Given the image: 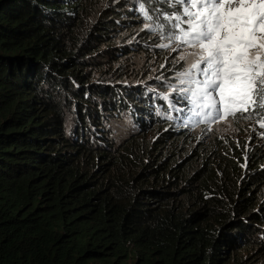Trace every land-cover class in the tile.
Segmentation results:
<instances>
[{
	"label": "trees",
	"instance_id": "trees-1",
	"mask_svg": "<svg viewBox=\"0 0 264 264\" xmlns=\"http://www.w3.org/2000/svg\"><path fill=\"white\" fill-rule=\"evenodd\" d=\"M155 2L140 4L163 27L142 31L137 3L117 19L98 0H0V264L264 262L258 149L246 174L238 145L181 156L144 140L158 123L170 140L213 122H189L171 82L134 80L183 8ZM119 115L139 137L116 140ZM230 118L264 133L260 115Z\"/></svg>",
	"mask_w": 264,
	"mask_h": 264
},
{
	"label": "snow or ice",
	"instance_id": "snow-or-ice-1",
	"mask_svg": "<svg viewBox=\"0 0 264 264\" xmlns=\"http://www.w3.org/2000/svg\"><path fill=\"white\" fill-rule=\"evenodd\" d=\"M173 3L183 8L180 14L166 17L170 23L175 21L171 23L172 34L166 38L178 41L171 51L187 45L196 51L181 54L179 59L187 62L188 56L197 57L182 74L179 85L173 87V92L190 105L187 120L199 117L200 122H225L229 117L252 119L260 115L259 127L264 129V0ZM145 16L152 19L147 12Z\"/></svg>",
	"mask_w": 264,
	"mask_h": 264
},
{
	"label": "rangeland",
	"instance_id": "rangeland-1",
	"mask_svg": "<svg viewBox=\"0 0 264 264\" xmlns=\"http://www.w3.org/2000/svg\"><path fill=\"white\" fill-rule=\"evenodd\" d=\"M143 0H130L129 2L125 3L126 0H98L99 9H108L109 17L118 16L122 17L123 14L119 13L112 14L113 11L122 9L123 5L129 3H137V12L138 14H143L142 17L139 18L138 28L142 31L149 30V29H158L161 28L158 25H152L145 16V12L148 11L145 6L140 4ZM153 1V0H150ZM159 2H165V0H156L155 5H158ZM127 5V6H128ZM149 16V15H148ZM121 19V18H117ZM165 20V19H164ZM146 25H151L150 28H146ZM154 36H156V40L162 38L161 42L157 45L169 44V48H163L162 51H159V54L162 57H151L149 56H142L139 57L140 63H143L147 70H150L148 74L141 79H134V80H142L148 81L150 83H154L155 79H163L164 81L171 82L173 87L179 85V79L182 78V74L187 71L189 65L197 59L196 56H188L187 62L180 60L179 56L181 54L187 55L188 53L196 51V49L190 48L187 45H182L181 49L178 51H171V48H175L178 41H169L166 37L171 35L169 32H165L163 35H160V32H153ZM137 39V36L134 37ZM131 40V39H130ZM164 69V71L160 69ZM123 80V79H122ZM124 81V80H123ZM109 125L111 127V132L116 140H123L127 137L131 132L135 130V127L132 124V121L126 116H116L112 117L109 121ZM248 125V126H247ZM251 124H241L240 126H235L229 117L225 122H212L207 128L203 129L201 127H197L194 130V133L188 137L192 138L191 144L189 142H177L175 144L177 147L178 153L183 156L187 151L191 150L192 148H205V151L212 149H230L232 145H238L240 149L244 152V159L239 165V171L241 173H246L252 169V161L249 160L246 156V153H250L254 150L258 149V155L264 159V136H261V131L258 129H252ZM165 130V126L160 123L157 126L148 129L144 134L148 137H154L159 132ZM247 158V159H246ZM246 166H242L245 165ZM249 173V172H248ZM246 173V174H248ZM245 174V175H246ZM244 176V175H243ZM242 176V177H243ZM252 188L261 189L260 185L257 183H253L251 185ZM261 191V190H260ZM256 259L253 257L252 261ZM258 264H264V262L260 261Z\"/></svg>",
	"mask_w": 264,
	"mask_h": 264
},
{
	"label": "clouds",
	"instance_id": "clouds-1",
	"mask_svg": "<svg viewBox=\"0 0 264 264\" xmlns=\"http://www.w3.org/2000/svg\"><path fill=\"white\" fill-rule=\"evenodd\" d=\"M119 116H121V115H119ZM122 116H126V117H128L127 115H122ZM116 117V116H115ZM129 118V117H128ZM130 119V118H129ZM111 120V119H110ZM214 122V121H213ZM132 124H133V122H132ZM158 124H160V123H158ZM158 124H156L155 126H157ZM211 124V123H210ZM110 126V125H109ZM133 126H134V124H133ZM155 126H153V127H155ZM153 127H151V128H153ZM151 128H149V129H151ZM196 129V128H195ZM194 129V130H195ZM148 130V129H147ZM146 130V131H147ZM194 130H192V132H190V133H188V135L186 136V137H180V138H173V139H170V140H168V139H166L163 135H161V133L164 131V129H163V131H161V132H159L158 134H156L154 137H148V136H146V139H144L143 137H141V138H143L145 141H147V143H150V142H152V141H154V140H156V139H160V140H162V144L165 146V147H167V145H169V144H174L173 146H175V144H178L177 142H185V141H187V142H189V144H191V142H192V138H188V137H190L193 133H194ZM146 131H144V132H142V134L144 135V133L146 132ZM112 133V132H111ZM139 134H141L140 132H139V130L137 129V127H136V130H134L133 132H131L127 137H125L123 140H117V141H124L126 138H131V135H134V136H136V137H139V136H137V135H139ZM113 135V134H112ZM176 147V146H175ZM192 149H196V151L195 152H199V151H201V150H203V149H205L204 147L203 148H201V149H197V148H192ZM191 149V150H192ZM191 150H189V151H187L186 153H188V152H190ZM209 151V153H213L214 151L215 152H222L220 149H212V151L211 150H208ZM185 153V154H186Z\"/></svg>",
	"mask_w": 264,
	"mask_h": 264
}]
</instances>
